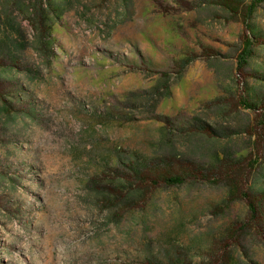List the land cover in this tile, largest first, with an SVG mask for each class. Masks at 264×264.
Instances as JSON below:
<instances>
[{"label": "rangeland", "instance_id": "obj_1", "mask_svg": "<svg viewBox=\"0 0 264 264\" xmlns=\"http://www.w3.org/2000/svg\"><path fill=\"white\" fill-rule=\"evenodd\" d=\"M45 3L0 0V264H264V0Z\"/></svg>", "mask_w": 264, "mask_h": 264}, {"label": "trees", "instance_id": "obj_2", "mask_svg": "<svg viewBox=\"0 0 264 264\" xmlns=\"http://www.w3.org/2000/svg\"><path fill=\"white\" fill-rule=\"evenodd\" d=\"M25 1H27L26 4H25ZM29 1H31V0H20V2H22L25 6L24 9H26V11H25L26 14H28L27 16H25V19L29 22V24L31 25V27L33 29L36 30V28L38 29V27H39V28L44 29V31L46 33L50 32L49 31L50 29L49 28L47 29V25L45 22V20H46L45 18L48 15L46 8H49V6L45 3V0H33L31 3ZM255 7L256 6L254 4L250 5V12H249L250 16L253 15V11H254ZM30 8L32 9V11H29ZM3 13L4 12H2V9H0V24H2V22L4 20V14L5 13L4 14ZM9 13H12V10H10ZM248 24H247V26H248ZM19 32H21V31H19ZM46 33H44V35H47ZM0 40H1V37H0ZM251 47H252L251 40H247L246 44L243 48V51L239 57V67H244L247 64L248 59L252 55V51H251L252 48ZM244 105L247 107L249 106L247 104H244ZM248 108H250V107H248ZM188 178L189 177H187V175H180V174H176L173 172H166V173H164L158 177L159 181H150L149 185L153 186V187L158 186L159 183L162 185H167V186L181 185V184H184L185 182H187L186 180ZM244 200L249 202L248 197L246 195H244ZM249 207H250L251 214L254 215L253 207L250 205V203H249Z\"/></svg>", "mask_w": 264, "mask_h": 264}]
</instances>
